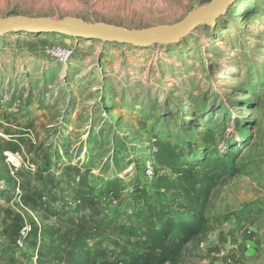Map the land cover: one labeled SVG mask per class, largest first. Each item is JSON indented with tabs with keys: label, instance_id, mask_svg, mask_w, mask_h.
Here are the masks:
<instances>
[{
	"label": "rangeland",
	"instance_id": "obj_1",
	"mask_svg": "<svg viewBox=\"0 0 264 264\" xmlns=\"http://www.w3.org/2000/svg\"><path fill=\"white\" fill-rule=\"evenodd\" d=\"M211 1L0 0V19L144 30ZM192 178L212 185L208 225L180 264H264V0L147 48L0 36V264H75L84 246L92 263L143 253L144 229L182 206ZM25 226L43 235L22 238Z\"/></svg>",
	"mask_w": 264,
	"mask_h": 264
},
{
	"label": "water",
	"instance_id": "obj_2",
	"mask_svg": "<svg viewBox=\"0 0 264 264\" xmlns=\"http://www.w3.org/2000/svg\"><path fill=\"white\" fill-rule=\"evenodd\" d=\"M237 0H212L173 25H160L144 30H126L106 24H90L67 17L54 21L48 18L8 17L0 19V36L9 33L58 34L83 40L104 41L147 48L151 45L177 43L199 26L214 27Z\"/></svg>",
	"mask_w": 264,
	"mask_h": 264
},
{
	"label": "trees",
	"instance_id": "obj_3",
	"mask_svg": "<svg viewBox=\"0 0 264 264\" xmlns=\"http://www.w3.org/2000/svg\"><path fill=\"white\" fill-rule=\"evenodd\" d=\"M235 152L226 155V160L232 163ZM183 204L174 210L170 216H165L156 227H148L143 231L146 250L134 253L125 247L119 250V260L109 262L103 260L91 262L92 249L80 247L75 264H180L183 248L192 244L206 230L208 220L205 215L207 202L212 185H205L199 179H188L179 184ZM190 206L194 209L189 210ZM36 236L43 231L31 230ZM58 230L52 236L58 235Z\"/></svg>",
	"mask_w": 264,
	"mask_h": 264
},
{
	"label": "built area",
	"instance_id": "obj_4",
	"mask_svg": "<svg viewBox=\"0 0 264 264\" xmlns=\"http://www.w3.org/2000/svg\"><path fill=\"white\" fill-rule=\"evenodd\" d=\"M52 58L56 61V62H65L70 56H71V51L69 50H65V49H53L50 51V53ZM17 154H9L8 157H7V161L8 163H16L17 162ZM15 166V165H13ZM16 167V166H15ZM31 231V228L30 227H27L25 226L23 229H22V238H25L29 232Z\"/></svg>",
	"mask_w": 264,
	"mask_h": 264
}]
</instances>
